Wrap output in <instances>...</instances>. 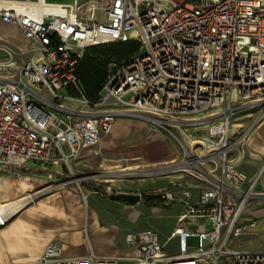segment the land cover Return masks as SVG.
Here are the masks:
<instances>
[{"label":"built area","instance_id":"1","mask_svg":"<svg viewBox=\"0 0 264 264\" xmlns=\"http://www.w3.org/2000/svg\"><path fill=\"white\" fill-rule=\"evenodd\" d=\"M0 21L35 45L21 65L10 56L0 61V171L28 167L82 190L80 182L102 176L77 175L71 162L131 113L166 129L180 149L148 172L170 176V184L140 199L181 207L163 241L153 228L127 232L132 255L66 257L48 241L36 259L0 264H264V249L228 247L253 232L251 210L264 204V164L251 175L237 167L239 139L230 128L236 111L264 102V0H104L99 10L77 1L0 0ZM127 42L137 51L90 99L77 72L85 50ZM14 215L0 204V227ZM173 239L176 252L168 249Z\"/></svg>","mask_w":264,"mask_h":264},{"label":"rangeland","instance_id":"2","mask_svg":"<svg viewBox=\"0 0 264 264\" xmlns=\"http://www.w3.org/2000/svg\"><path fill=\"white\" fill-rule=\"evenodd\" d=\"M47 1L65 4H71L74 1H77V3H80L86 10L92 8L93 4H96L97 9L99 10L104 3V0ZM34 49L35 45L29 42L16 26L5 24L0 21V61H3L10 56L14 57L18 65H21L24 63V61L32 57ZM99 51H105L109 53L110 56V62L105 70L106 78L110 70H113L121 62L126 60L129 55L132 54H126V52L122 53V51L112 48L111 44H103L102 48L97 49L96 51H86L84 57L86 56L88 59L97 58L99 57L97 56ZM98 73L101 72L98 71ZM11 74H16V71H12ZM4 75H6L5 71H0V76ZM76 102L77 101L69 100L66 101V104L76 107ZM263 124L264 102L256 108L239 109V111L234 113L231 121V129L234 131L233 137L239 139L234 150L232 151V158L235 160L237 167L249 175L257 172L264 164V138H262L264 137V127L260 130V127ZM110 130L111 132L109 134V138L111 140L117 138L115 146L120 149L132 147L140 149L146 147L149 149L148 152L150 153L156 152V150L159 149H167L168 151H171L173 155H175V153L177 155L180 153L179 146L174 137L168 131H166V129L155 125L144 117L135 116L131 113L126 114L125 116H119L114 121V124ZM203 132L204 128H199L196 130L195 134L198 136ZM258 138H262L261 142L258 141ZM93 148L99 149V145ZM113 149L115 152H117L116 148ZM100 153L103 154L104 158L112 161H115L121 157L119 152L115 153V155L114 152L110 153L108 151L105 152L100 150L98 154ZM142 153L137 152L129 157L128 160H130L133 164H130V162L125 159L122 161L119 160L121 161V165L118 167L113 166L112 171H104L107 169L104 167H99L98 169L95 167L82 168L81 171L84 173V175L101 174L100 176H102L97 178H89L86 182H80V185L84 186L82 190L79 189L80 187L76 185L75 181L67 186H62L60 183H58L59 179L50 180L44 172H37L36 170L30 169L28 167H17L0 171V204L3 205L5 203L7 204L11 201H14L7 200L13 199L14 197H17L16 200H18L22 197L32 196V200L27 202V204L24 205L22 209L34 207L37 211L43 212L44 214L48 213L50 215L56 216L57 218H62L71 215V208L66 206L69 200L78 196V198L84 202L85 198L83 197V194H87V191H90L91 189H96L99 187L100 190H106L107 187H110V192L113 193L120 192V189H125L127 190L126 192H135L138 191L137 188L140 187V181L147 182L158 177H170L168 175H149L142 173L143 170L155 172L158 170L157 167L169 162H154L152 160L144 161L143 159L142 162L135 163L138 161L132 159V157L138 155L143 158L144 154ZM98 160L99 159H94V164L97 163ZM128 167L131 168L128 169ZM122 169L132 170L124 171V173H133L137 171L138 173L128 177L118 173L120 172L119 170ZM74 173L79 174L78 171H74ZM30 183L32 185H30ZM28 187H31L32 191H25V189H28ZM153 191L154 189H151L146 191V193H151ZM26 200L24 202H26ZM254 209L256 208H253L252 212ZM180 210L181 207L178 205H164L161 208V213L151 216L150 221L158 226L157 229L163 230L165 234L169 233L172 226L174 225L175 215ZM251 214L256 219L255 229H253V232H248L238 237H233L228 244L229 248L249 251L264 248V215L256 216L254 213ZM188 228L189 230H195L194 225H189ZM32 229L33 228L28 225L21 230L22 232H17L15 237L9 241L10 247L16 250L28 248V246H26V240L28 238L27 234H33L36 232H33ZM187 243L189 246H195L197 244V240L194 237H190ZM30 252H32V250Z\"/></svg>","mask_w":264,"mask_h":264},{"label":"crops","instance_id":"3","mask_svg":"<svg viewBox=\"0 0 264 264\" xmlns=\"http://www.w3.org/2000/svg\"><path fill=\"white\" fill-rule=\"evenodd\" d=\"M110 132L111 130L103 136L99 149L93 147L86 148L77 160L71 162L73 171H78L81 175L84 174L81 169L86 167H95L97 169L104 167L107 168L104 171H112L113 166H120L121 161L124 159L133 164L128 159L132 154L137 152H143L144 161H170L177 156L176 153L173 155L167 149H159L156 152L150 153L146 147L140 149H136V147L127 149L117 148L115 146L117 138L111 140L109 138ZM113 148H116V151L121 154V157L118 156L120 158L115 161L104 158L102 153L98 154L100 150L110 153L114 152V154L117 153ZM94 159L99 160L94 164ZM170 181L171 177L165 176L147 182L140 181V187L137 188L138 191L127 193H146V191L151 189L168 186ZM30 185L32 184L30 183ZM26 190L32 191L31 187H28ZM126 191L125 189H120V192ZM112 193L91 189L87 191V194L85 193L86 198L84 202L78 196L70 199L66 205L71 208V215L68 217L57 218L48 213L44 214L37 211L34 207L21 209L15 213L5 226L0 227V263L23 262L24 260L36 259L40 256L43 246L48 241L58 243L61 246L62 255L66 257L86 255L91 251L99 255H117L123 257L134 254V248L127 245L124 240L127 232L153 228L158 231L160 240H165L170 232L165 234L163 230L157 229L158 226L150 221L151 216L161 213L162 206L147 204L144 199H140L136 203L111 200L109 195ZM16 199L17 197L7 200ZM255 208L253 212L251 210V213H254L256 216L264 215V204L257 205ZM28 225L33 228V232L36 231L33 234H27L26 246L28 248L16 250L10 247L9 241L15 237L17 232H22L21 230ZM168 249L171 252L177 251L175 239L169 242ZM31 250L32 252H30Z\"/></svg>","mask_w":264,"mask_h":264},{"label":"trees","instance_id":"4","mask_svg":"<svg viewBox=\"0 0 264 264\" xmlns=\"http://www.w3.org/2000/svg\"><path fill=\"white\" fill-rule=\"evenodd\" d=\"M111 44L112 48L118 49V51H122V53L131 54L135 51H137V45L134 42H127V43H106ZM103 44L94 45L91 47H88L86 51H96L97 49L102 48ZM124 50V52H123ZM97 58L94 59H88L86 56L82 57V59L78 63L77 72L80 76L81 82L85 87V91L87 96L90 99H95L97 92L101 88V85L106 79L105 70L107 65L110 62V56L109 53L105 51H99L97 54ZM100 71L101 73H98ZM95 190H100L99 187H97ZM145 201L147 204L150 205H158L163 206L162 200L158 196H152L148 195L145 197Z\"/></svg>","mask_w":264,"mask_h":264},{"label":"bare ground","instance_id":"5","mask_svg":"<svg viewBox=\"0 0 264 264\" xmlns=\"http://www.w3.org/2000/svg\"><path fill=\"white\" fill-rule=\"evenodd\" d=\"M63 4H65V3H63ZM231 126V125H230ZM264 127V124L263 125H261V127H260V130L262 129ZM231 128V127H230ZM262 138H264V137H262ZM262 138H258V141H260L261 142V139ZM132 159H134V160H137L138 162H135V163H140V162H142L143 161V159L144 158H142L141 156H138V155H135L134 157H132ZM120 172H118V173H121V175H126V176H130V175H133V174H137L138 173V171L137 170H133V171H137V172H133V173H124V171H132L131 169L130 170H119ZM148 172H150V171H147V172H142V173H146V174H148ZM118 175H120V174H118ZM141 175H143V174H141ZM149 175H151V174H149ZM29 197H31V196H29ZM29 197L27 196V197H22V198H20V199H18V200H14V201H11L10 203H5V204H3L2 205V211H3V214L6 216V217H9V215H11V214H13V213H17V212H19V210L21 209V207L25 204V200L26 201H28V199H29ZM25 261V260H24Z\"/></svg>","mask_w":264,"mask_h":264},{"label":"water","instance_id":"6","mask_svg":"<svg viewBox=\"0 0 264 264\" xmlns=\"http://www.w3.org/2000/svg\"><path fill=\"white\" fill-rule=\"evenodd\" d=\"M109 198L111 200L116 201H123V202H139L140 201V195L137 193H127V192H119V193H112L109 195Z\"/></svg>","mask_w":264,"mask_h":264}]
</instances>
